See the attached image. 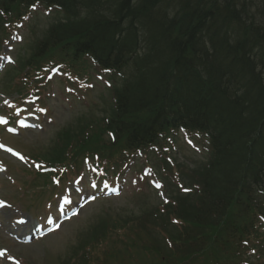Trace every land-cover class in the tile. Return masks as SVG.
<instances>
[{"label":"trees","instance_id":"16d2710c","mask_svg":"<svg viewBox=\"0 0 264 264\" xmlns=\"http://www.w3.org/2000/svg\"><path fill=\"white\" fill-rule=\"evenodd\" d=\"M248 1L0 0V10L14 14L11 19H19L21 11L36 2L62 17L47 31L37 54L57 42L67 53V59H61L83 74L87 55L115 74L129 69L115 99L118 112L88 120L78 132H59L49 148L38 153L44 162L70 166L87 154L119 164L130 158L128 153L147 155L151 146L172 138L181 126L213 130V160L196 163L189 173L179 170L182 181L199 188L180 192L177 209L169 205L179 222H168L170 245L144 247L149 251L137 253L128 264H187L189 259L192 264H234L237 251L229 247L227 255L218 253L214 244L229 236L242 246L246 239L221 216L230 219L232 212L253 227L256 215L264 214V18L257 20L262 7L252 14ZM110 130L114 141L107 137ZM152 207L141 210L152 215ZM193 227L198 228L195 236L209 246L194 241L188 248L170 249L178 235L191 234ZM108 228L107 218L100 216L89 231L109 239ZM91 238L93 233L85 244ZM158 242L163 246L161 239ZM245 247L255 250L249 264H264V225ZM114 249L116 264H124L126 255Z\"/></svg>","mask_w":264,"mask_h":264},{"label":"rangeland","instance_id":"374dc122","mask_svg":"<svg viewBox=\"0 0 264 264\" xmlns=\"http://www.w3.org/2000/svg\"><path fill=\"white\" fill-rule=\"evenodd\" d=\"M251 5V13H256L257 8L262 7V16L257 15V20L264 18V0H249ZM54 21L53 18L45 21L43 16H40L39 21L36 22V30L39 33L45 29V27ZM102 73V72H101ZM93 74V86L88 87L86 91L83 92L82 96H76L72 102L67 101V99L58 95L53 102L54 107V116L51 119H46L45 122L41 123L38 127L32 129L22 130V135L20 137H4V140L11 142L16 147L20 148L27 154L36 150L44 151L45 147L50 144L51 139L54 137L56 131H58L63 126L68 125L69 131H79L80 126L83 125L86 121H93L100 117L103 114V107L105 99L108 95V81L107 76L102 74V78H98L95 71H92ZM4 82L1 80L0 85H3ZM13 97L12 95H4ZM3 98L2 93H0V100ZM64 99V100H63ZM97 103L96 105H92ZM3 107L2 100L0 101V108ZM20 133V134H21ZM196 140V139H195ZM196 142L203 148L204 141L202 139L196 140ZM178 145L182 147L180 150L179 157L184 159L187 165H195L198 161L202 160L199 156H191L193 151H196V144L193 145L194 148H191L185 142L183 138L182 141L178 142ZM178 151V149L176 150ZM197 152V151H196ZM190 157H193L195 160L191 163ZM189 158V159H188ZM15 165L22 168V163L12 160ZM144 162V161H143ZM2 175V174H1ZM0 175V176H1ZM5 179L6 184V196L15 198V207L11 210H5V212H0V241L3 238L5 241V246L9 247L12 251V248L18 252L19 257H21L23 264H26V261H29L32 264H60L61 261L71 257L72 248L77 244L80 236L79 233L88 228L92 223L94 224L102 214H99L104 209H110L113 214L117 212H122L119 216L121 218H127L129 215L136 214L138 208L141 207L139 199L143 197H138L144 190L152 192L154 200H148L151 203L159 202L157 193L148 189L145 183H139L135 185L134 182L140 181L135 172L131 171L129 176V182L125 187L122 195L111 198H103L94 200L92 203L87 205L81 213L75 217L72 221L66 223L62 228L46 237L44 240L36 241L31 244H17L13 240L9 239L7 224H10L7 220H11L18 215L27 216L24 211L25 207L29 205L30 199H32V191L29 192V195H23L25 192L24 182L34 180V175L28 174L20 170H12V175L8 177V173H5L2 177ZM125 197H122V196ZM148 198V197H144ZM160 198V197H159ZM47 203L44 204V209L47 207ZM131 208V209H130ZM29 209L33 207L29 206ZM130 209V210H129ZM40 210H37L36 213H39Z\"/></svg>","mask_w":264,"mask_h":264},{"label":"bare ground","instance_id":"6f19581e","mask_svg":"<svg viewBox=\"0 0 264 264\" xmlns=\"http://www.w3.org/2000/svg\"><path fill=\"white\" fill-rule=\"evenodd\" d=\"M26 230V226L25 225H19L17 228H16V231H25Z\"/></svg>","mask_w":264,"mask_h":264}]
</instances>
